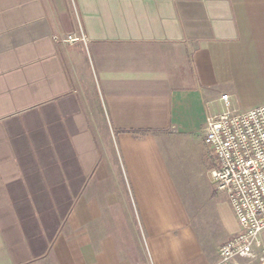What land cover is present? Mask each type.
I'll return each instance as SVG.
<instances>
[{
  "label": "crops",
  "instance_id": "obj_1",
  "mask_svg": "<svg viewBox=\"0 0 264 264\" xmlns=\"http://www.w3.org/2000/svg\"><path fill=\"white\" fill-rule=\"evenodd\" d=\"M223 94L264 105V0H0V264H218Z\"/></svg>",
  "mask_w": 264,
  "mask_h": 264
},
{
  "label": "built area",
  "instance_id": "obj_2",
  "mask_svg": "<svg viewBox=\"0 0 264 264\" xmlns=\"http://www.w3.org/2000/svg\"><path fill=\"white\" fill-rule=\"evenodd\" d=\"M79 32V37L68 35L62 41L86 44L81 26ZM220 100L226 110L207 119L204 144L215 165V190L226 196L239 232L221 246L218 264L262 262L264 248L259 239L264 233V105L237 111L230 108L229 94H223Z\"/></svg>",
  "mask_w": 264,
  "mask_h": 264
},
{
  "label": "trees",
  "instance_id": "obj_3",
  "mask_svg": "<svg viewBox=\"0 0 264 264\" xmlns=\"http://www.w3.org/2000/svg\"><path fill=\"white\" fill-rule=\"evenodd\" d=\"M120 133H130L134 135L135 137H144L150 133H153L152 131H121Z\"/></svg>",
  "mask_w": 264,
  "mask_h": 264
},
{
  "label": "rangeland",
  "instance_id": "obj_4",
  "mask_svg": "<svg viewBox=\"0 0 264 264\" xmlns=\"http://www.w3.org/2000/svg\"><path fill=\"white\" fill-rule=\"evenodd\" d=\"M69 1H71V0H69ZM75 12L73 11V16L75 17V15L76 14H74ZM80 33V32H79ZM73 36H77V37H79L80 36V34H78V35H73ZM82 44V43H81ZM83 52H85L84 50H83ZM97 100H95L96 101V104H100L101 105V100H100V98L98 97V94H97ZM98 106V105H97ZM218 194H221V193H219L218 192ZM222 195H224V194H222ZM222 198V197H221ZM222 199H225V198H222ZM261 263V262H260ZM259 263V264H260ZM241 264H257L256 262H253V263H247V262H241Z\"/></svg>",
  "mask_w": 264,
  "mask_h": 264
},
{
  "label": "water",
  "instance_id": "obj_5",
  "mask_svg": "<svg viewBox=\"0 0 264 264\" xmlns=\"http://www.w3.org/2000/svg\"><path fill=\"white\" fill-rule=\"evenodd\" d=\"M260 264H264V260Z\"/></svg>",
  "mask_w": 264,
  "mask_h": 264
}]
</instances>
